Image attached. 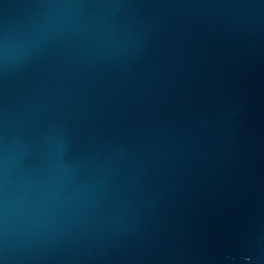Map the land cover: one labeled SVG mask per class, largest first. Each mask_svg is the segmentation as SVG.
<instances>
[{"label":"water","instance_id":"obj_1","mask_svg":"<svg viewBox=\"0 0 264 264\" xmlns=\"http://www.w3.org/2000/svg\"><path fill=\"white\" fill-rule=\"evenodd\" d=\"M0 264H264V0H0Z\"/></svg>","mask_w":264,"mask_h":264}]
</instances>
